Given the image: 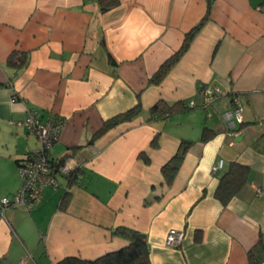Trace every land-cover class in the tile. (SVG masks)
<instances>
[{
    "label": "crops",
    "instance_id": "1",
    "mask_svg": "<svg viewBox=\"0 0 264 264\" xmlns=\"http://www.w3.org/2000/svg\"><path fill=\"white\" fill-rule=\"evenodd\" d=\"M208 4L188 49L148 83ZM22 53L24 64H8ZM204 86L221 91L207 106ZM138 98L137 116L89 143ZM234 98L242 121L228 125ZM189 99L188 110L147 118L157 100ZM30 107L64 119L48 155L72 159L79 176H59L32 208H5L0 264L95 259L127 245L118 226L146 235L150 264H250V251L264 253V0H119L107 10L98 0H0V198L19 190L17 162L38 147L22 124ZM182 140L192 143L166 185L161 167ZM234 163L245 178L223 203L215 192ZM170 228L184 233L176 247L164 245Z\"/></svg>",
    "mask_w": 264,
    "mask_h": 264
},
{
    "label": "trees",
    "instance_id": "2",
    "mask_svg": "<svg viewBox=\"0 0 264 264\" xmlns=\"http://www.w3.org/2000/svg\"><path fill=\"white\" fill-rule=\"evenodd\" d=\"M98 2L102 10H107L111 7L116 6L119 0H98ZM209 5L210 4H208V8L204 17L197 24H195L190 29V31L185 34L180 48L160 64L155 73L151 77H149L148 83L159 84L171 70L174 64L180 59L181 55L188 49L192 38L207 19ZM26 57L27 56L25 53H22L17 57L12 56L8 59V64L12 66H21L25 63ZM189 108L190 107H188L186 105V102L184 101L170 103L165 100H157L149 108L147 118L148 120L166 118L177 111H184L188 110ZM141 111L142 106L138 98L136 103L132 107L104 120L100 128L90 138L89 143H92L97 137L102 135L104 132H106L116 124L133 119ZM208 137L209 134L207 132V128H204V131L201 135V140H206ZM191 143V141L182 140L174 155L162 165L161 173L164 177L166 185L172 183L183 161L184 155L190 147ZM153 144L156 145L155 142ZM20 160H18L17 163H19ZM245 172L246 168L244 166L234 163L232 164V168L230 170L223 173L215 192L217 198L220 201L226 203L230 196L234 194L237 187H239L243 183ZM68 181L69 183L74 182L76 181V177L72 176ZM113 233L128 241L127 245L121 249L105 253L95 259L87 260L70 256L63 258L57 264H150L148 243L146 235L143 232L127 227L118 226L114 229ZM259 248L261 252L264 251V244H262L261 241ZM262 254L264 253L257 254L256 252L250 251V264H257L262 259V257H264V255Z\"/></svg>",
    "mask_w": 264,
    "mask_h": 264
},
{
    "label": "built area",
    "instance_id": "3",
    "mask_svg": "<svg viewBox=\"0 0 264 264\" xmlns=\"http://www.w3.org/2000/svg\"><path fill=\"white\" fill-rule=\"evenodd\" d=\"M217 86H204L200 91L203 98V105L207 106L220 93ZM234 109L222 114V119L229 125L232 118L238 122L242 121V107L237 98L233 99ZM188 107H194L193 99L186 101ZM64 119L47 116L44 118L41 111L35 107L27 109L25 118L22 120L23 126L33 134L38 142V147L30 151L18 163V171L22 184L11 197L0 198V214L5 208L23 204L27 208H32L41 199V192L45 187L57 188L59 186V176L71 178L79 176L76 163L70 158L56 159L48 155L49 148L58 139L60 128ZM222 167V160H218L211 168L216 172ZM184 237L181 229L170 228L165 235L164 245L166 247H176L180 245Z\"/></svg>",
    "mask_w": 264,
    "mask_h": 264
}]
</instances>
